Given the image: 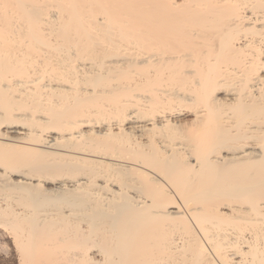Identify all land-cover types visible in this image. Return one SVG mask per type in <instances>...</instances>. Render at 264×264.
<instances>
[{
    "label": "bare ground",
    "instance_id": "obj_1",
    "mask_svg": "<svg viewBox=\"0 0 264 264\" xmlns=\"http://www.w3.org/2000/svg\"><path fill=\"white\" fill-rule=\"evenodd\" d=\"M0 264H264V0H0Z\"/></svg>",
    "mask_w": 264,
    "mask_h": 264
}]
</instances>
